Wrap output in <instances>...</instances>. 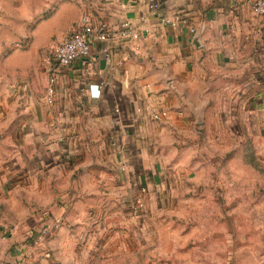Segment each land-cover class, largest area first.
Wrapping results in <instances>:
<instances>
[{
	"label": "crops",
	"instance_id": "0c3cea01",
	"mask_svg": "<svg viewBox=\"0 0 264 264\" xmlns=\"http://www.w3.org/2000/svg\"><path fill=\"white\" fill-rule=\"evenodd\" d=\"M252 1L0 0V22H33V51L3 52L12 42L0 33V233L11 246L0 264L16 263L14 247L44 208L63 216L52 258L24 264H80L103 231L135 214L141 186L150 204L168 172L184 173L181 160L165 165L192 147L174 144V128L264 108V16ZM83 15L113 35L93 41V57L59 67L49 101L41 54ZM126 23L136 36L119 33Z\"/></svg>",
	"mask_w": 264,
	"mask_h": 264
},
{
	"label": "rangeland",
	"instance_id": "374dc122",
	"mask_svg": "<svg viewBox=\"0 0 264 264\" xmlns=\"http://www.w3.org/2000/svg\"><path fill=\"white\" fill-rule=\"evenodd\" d=\"M10 24L2 17L0 33L12 42L3 52L33 51V22ZM49 49L40 58L46 70ZM250 115L174 128V144L193 148L167 155L165 165L172 171L181 160L184 173L168 172L161 195L141 215L126 213L103 231L80 264H264V108ZM3 249L8 257L11 246L0 233Z\"/></svg>",
	"mask_w": 264,
	"mask_h": 264
},
{
	"label": "built area",
	"instance_id": "2783aa9c",
	"mask_svg": "<svg viewBox=\"0 0 264 264\" xmlns=\"http://www.w3.org/2000/svg\"><path fill=\"white\" fill-rule=\"evenodd\" d=\"M252 9L257 15L264 16V0H253ZM1 17V3H0ZM121 35L136 36V30L126 23V27L120 30ZM113 35L112 30L105 22L95 25L87 15L81 17L79 27L70 33L64 40L53 46L46 55L45 61L49 70L48 100L53 101L57 72L60 66L72 65L80 58L93 57L92 43L95 39L106 41ZM106 56L109 57L108 48L103 47ZM168 114L167 110H155L153 116L160 119ZM147 188L141 186L138 194L131 204L135 214L141 215L146 209ZM63 225V216L56 215L52 209L44 208L37 211L27 222L25 237L22 242L14 247L18 259L15 264H24V261H36L43 257H50L52 250L51 239Z\"/></svg>",
	"mask_w": 264,
	"mask_h": 264
}]
</instances>
